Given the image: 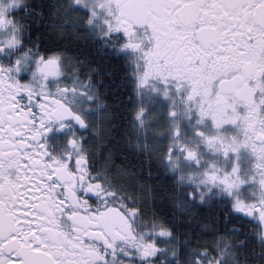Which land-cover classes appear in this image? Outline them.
<instances>
[{"label": "snow or ice", "instance_id": "6c2138e0", "mask_svg": "<svg viewBox=\"0 0 264 264\" xmlns=\"http://www.w3.org/2000/svg\"><path fill=\"white\" fill-rule=\"evenodd\" d=\"M0 264H264V0H0Z\"/></svg>", "mask_w": 264, "mask_h": 264}]
</instances>
